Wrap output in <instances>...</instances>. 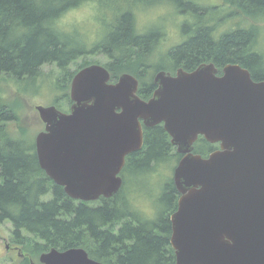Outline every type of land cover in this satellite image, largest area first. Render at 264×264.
Listing matches in <instances>:
<instances>
[{"label": "water", "instance_id": "obj_1", "mask_svg": "<svg viewBox=\"0 0 264 264\" xmlns=\"http://www.w3.org/2000/svg\"><path fill=\"white\" fill-rule=\"evenodd\" d=\"M212 62L153 76L147 99L138 79L91 63L72 77L70 111L37 105L44 130L34 138L39 166L84 202L114 196L126 157L142 148L143 128L162 124L181 154L180 194L170 215L175 264H264V81L239 64L216 75ZM202 135L218 148L193 152ZM30 264H107L82 247L51 248Z\"/></svg>", "mask_w": 264, "mask_h": 264}, {"label": "trees", "instance_id": "obj_2", "mask_svg": "<svg viewBox=\"0 0 264 264\" xmlns=\"http://www.w3.org/2000/svg\"><path fill=\"white\" fill-rule=\"evenodd\" d=\"M95 1L0 0V83L13 82L24 92L20 86L42 81L43 66L51 64L58 70L54 84L64 90L73 75L89 62L84 61L74 70L70 64L97 50L107 57L103 65L111 79L123 72L133 74L139 81L138 95L144 99L155 88L152 71L156 69H192L207 61L217 65L236 62L248 68L254 79H264V58L255 47L256 26H237L219 33L216 24L204 23L199 14L223 7L230 15L264 19V0H221L209 10L200 0H172L180 11L190 7L189 12H196L193 18L200 16V21L193 20L189 31L187 28L183 32L185 38L167 50L164 58L171 65L153 68L150 60L164 56L156 49L161 36L137 29L136 9L130 5L121 8L105 38L87 46L79 45L61 26L66 13ZM1 88L0 223L10 222V241L28 254L21 264H29V255L71 247H82L91 258L107 264H175L169 243V215L176 208L178 192L172 178L163 186L160 200L165 201V207L155 219L137 212L123 192L126 172L148 169L152 173L165 158L174 159L175 164L178 161L180 154L162 125L143 128L142 148L126 157L123 183L114 196L84 202L69 197L40 168L31 138L11 134L9 124L18 119V113L3 99ZM53 103L57 107V96ZM216 147L200 138L194 143L193 152L205 156Z\"/></svg>", "mask_w": 264, "mask_h": 264}, {"label": "rangeland", "instance_id": "obj_3", "mask_svg": "<svg viewBox=\"0 0 264 264\" xmlns=\"http://www.w3.org/2000/svg\"><path fill=\"white\" fill-rule=\"evenodd\" d=\"M128 1V3H126ZM205 7L219 5L221 0H200ZM136 9L134 19L136 27L143 33H154L160 35L156 46L157 52L163 56H156L150 61L151 67L169 66L171 62L165 59L167 50L176 43L182 41L189 31V24L199 22L200 16L193 18L196 12H189L190 7L180 11L172 0H96L81 5L70 12L66 13L62 20L61 26L77 41L79 45H90L100 41L107 35L109 24L113 23L120 14L122 7ZM202 21L216 24V30L219 33L227 31L237 26L249 27L256 26V48L257 52L264 58V19L251 18L236 15H230L229 11L223 7H219L213 11L200 12ZM183 17L177 30L176 17ZM108 24V25H107ZM88 37V41L85 37ZM158 54V55H159ZM84 61L91 63L104 64L107 57L100 50L87 52L79 58L75 63L70 64V69L74 70ZM88 64V65H89ZM43 75L39 83L36 80L20 86L24 92L19 91V86L13 82H1L3 99L10 102L18 113V119L9 124V130L12 135L26 136L34 141L36 134L44 130V123L39 117L36 109L37 105H53L57 96V107L61 111H67L69 108V89L60 90L55 86V78L58 70L55 65L46 64L43 66ZM157 71H152V76ZM151 72V71H149ZM151 75V73H149ZM174 159L165 158L156 166V170L149 172L144 170H130L124 175L125 184L123 192L127 195V199L134 204L136 211L147 219H155L163 211L165 201L160 200L163 186L170 181L175 167ZM11 224L8 221L0 223V264H21L23 256L28 254L21 249L19 245H15L10 241ZM38 256L29 255L30 261H38Z\"/></svg>", "mask_w": 264, "mask_h": 264}, {"label": "flooded vegetation", "instance_id": "obj_4", "mask_svg": "<svg viewBox=\"0 0 264 264\" xmlns=\"http://www.w3.org/2000/svg\"><path fill=\"white\" fill-rule=\"evenodd\" d=\"M210 62H212L213 64H214V66H215V68L217 69L216 70V75H222L223 74V67L226 65V64H229V63H231V64H239V63H236V62H226V63H223L222 65H217V64H215L213 61H207V62H200V63H198L194 68H192V69H185L183 66H176L173 70H164L165 72H169V73H171L172 75H174L175 74V72H176V70L178 69V68H182V69H184V70H186V71H192L193 69H195L198 65H200V64H202V63H210ZM263 64H264V62H263ZM262 64V65H263ZM240 66H242L241 64H239ZM242 67H244V66H242ZM262 67H264V66H262ZM244 68H246V67H244ZM249 72H250V70L248 69V68H246ZM157 72V71H156ZM155 72V73H156ZM250 75H251V72H250ZM251 77H252V75H251ZM252 79L253 80H255V81H257V82H260V81H264V79H254L253 77H252ZM110 81H112V82H114V81H116V79L115 80H112V79H110ZM138 89H139V87H138ZM155 89V88H154ZM153 89V90H154ZM152 90V91H153ZM137 93H138V91H137ZM151 94H152V92H151ZM71 100H70V103H69V108H68V110L67 111H63V112H69L70 111V105H71ZM162 125V124H161ZM163 127V126H162ZM164 129V128H163ZM166 132V131H165ZM167 133V132H166ZM168 134V133H167ZM170 137V136H169ZM203 139V140H205L206 142H208L202 135H198V137H197V139H196V141L195 142H197L199 139ZM194 142V143H195ZM171 143V142H170ZM208 143H210V142H208ZM172 144V143H171ZM211 144H216L217 145V147H216V149L218 148V144L217 143H211ZM173 145V144H172ZM194 145V144H193ZM174 146V145H173ZM175 147V146H174ZM175 150H176V147H175ZM215 150V149H214ZM177 152V151H176ZM210 153V152H209ZM208 153V154H209ZM207 154V155H208ZM207 155H205V156H207ZM180 157H181V154H180ZM179 157V158H180ZM179 160V159H178ZM178 162V161H177ZM177 162H176V164H177ZM125 163H126V160H125ZM176 166V165H175ZM124 167H125V164H124V166H123V168H122V170H121V172H120V176H121V178H122V171H123V169H124ZM172 180H173V175H172ZM123 183V182H122ZM179 196H180V194L178 193L177 194V199H176V208H175V210L177 209V201H178V199H179ZM174 210V211H175ZM174 211H172L171 213H170V215L174 212ZM170 215H169V221H170ZM170 227H171V224H170ZM171 234V233H170ZM41 253H43V252H41ZM41 253H39V254H37V255H41Z\"/></svg>", "mask_w": 264, "mask_h": 264}, {"label": "clouds", "instance_id": "obj_5", "mask_svg": "<svg viewBox=\"0 0 264 264\" xmlns=\"http://www.w3.org/2000/svg\"><path fill=\"white\" fill-rule=\"evenodd\" d=\"M182 20H183V17H179V16L176 17V26H177V30H178V26H179V24H180V22H181ZM137 27H139V24L137 25ZM85 40L88 41V37H87V36L85 37Z\"/></svg>", "mask_w": 264, "mask_h": 264}]
</instances>
